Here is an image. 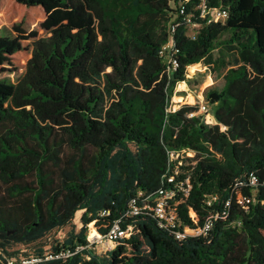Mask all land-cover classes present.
Listing matches in <instances>:
<instances>
[{
  "label": "trees",
  "instance_id": "16d2710c",
  "mask_svg": "<svg viewBox=\"0 0 264 264\" xmlns=\"http://www.w3.org/2000/svg\"><path fill=\"white\" fill-rule=\"evenodd\" d=\"M208 2L227 18L205 24L196 0H0L5 253L43 251L82 211L66 244H85L89 225L91 236L105 235L116 219L131 234L102 257L84 250L54 264H264V0ZM192 12L201 25L190 36L182 17ZM198 62L225 69L222 87L204 92L214 123L187 116L197 103L170 106ZM169 151L193 155L179 164ZM176 168L191 185L177 205L182 228L193 224L189 209L202 219L230 202L207 237L177 240L152 211L129 214L132 199L142 206L172 188L166 176ZM251 171L255 186L234 185Z\"/></svg>",
  "mask_w": 264,
  "mask_h": 264
},
{
  "label": "built area",
  "instance_id": "2783aa9c",
  "mask_svg": "<svg viewBox=\"0 0 264 264\" xmlns=\"http://www.w3.org/2000/svg\"><path fill=\"white\" fill-rule=\"evenodd\" d=\"M208 0H196L194 4V11H196L198 17L204 20L205 24L212 23L214 21H224L227 18V10L219 7H212L208 4ZM180 13H184L183 7L180 9ZM194 12L191 14L184 15L182 18L185 21V27L188 25H194L200 27V23L191 20ZM175 24L170 26V35L168 41L161 47L160 55L169 49L172 45V32L174 30ZM195 32L190 35L193 36ZM187 33V32H186ZM189 35V34H187ZM175 64V61H172ZM209 105L203 101L197 103V109L187 113L188 117L203 116L205 121L211 123L207 119V114L209 113ZM191 153L190 151L185 152V154ZM184 151L174 152L169 151V157L171 159H178L183 157ZM175 155V157H174ZM191 156V155H190ZM178 163L182 164V158L178 159ZM178 174V169H174L173 173H169L166 176L167 182L172 184V188H160L152 197H148L144 200L142 206L137 205L136 198L132 199L129 203V214H137L141 209H148L152 211L153 215L157 219V225L162 229H168L173 234L174 238L177 240H184L190 237L194 238H204L207 237L212 229L216 219L225 218L227 216L226 207L230 205V202L226 200L224 202L223 208H213L204 214L202 219L197 217V214L189 209V215L193 224L189 228L181 227V219L177 214V205L183 200V197L188 195L190 188L189 178L186 176L182 180H178L176 175ZM246 182V183H245ZM257 183V176L254 172H249L247 174L246 181L242 179H236L234 185L239 187L241 185L255 186ZM143 192L139 191L138 195H142ZM179 197V198H178ZM152 201V203L150 202ZM217 197L209 196L206 198V203L211 205L213 201H216ZM242 199L239 200L242 203ZM132 225H128L126 228L121 227L120 219H116L111 224L107 233L103 236H99L97 233L91 236L90 239H86L87 242L82 244L73 240L72 244H66L64 242L65 234L57 235L55 242L50 241L53 233L61 232V229L55 230L48 236L47 241H49L48 247H46L41 252H33L31 247L25 245H20L14 249L12 254H7L0 248V264H54V261H65L68 257L75 253L82 252L87 248L94 247V244H109V249L114 247L116 239L128 238L131 234ZM109 251V250H108ZM88 257V256H87Z\"/></svg>",
  "mask_w": 264,
  "mask_h": 264
},
{
  "label": "rangeland",
  "instance_id": "374dc122",
  "mask_svg": "<svg viewBox=\"0 0 264 264\" xmlns=\"http://www.w3.org/2000/svg\"><path fill=\"white\" fill-rule=\"evenodd\" d=\"M28 31L30 30H35L37 31L39 36H44L45 31L41 29L38 24H30L26 27ZM198 29V27L194 25H188L187 26V34L192 35L195 30ZM7 31V30H6ZM9 32V31H7ZM217 54V50L214 52V55ZM227 63L230 66L231 62L230 60L227 59ZM194 64H199V68L195 70L193 69V66L189 65L187 67V79L185 81H180L176 84L174 91L171 95L170 99V106L171 108H177L179 105L183 103H199L201 101L207 103L209 105V113L207 114V119L211 122H215V118L213 116V109L214 105H211L204 96V92L207 88L209 87H217L220 88L223 85V74L225 72V69L223 68H217L216 70H210L208 69L203 62H198ZM195 71V72H194ZM194 72V73H193ZM16 75L11 74L10 77L12 79L15 78ZM2 77V75H0ZM191 155V156H190ZM193 152L189 154H183V157H192ZM175 157V155H174ZM82 211H80L76 217L72 220L71 223L67 224L64 228L61 229V232H55L52 234V238L50 241L55 242V239H57V235H66V232H68L72 226L75 228L77 231L80 227V220L79 217L81 215ZM93 232L92 225H89L86 231V239H90L91 233ZM46 243L49 244V241H46ZM48 247V246H47ZM16 248V246L14 247ZM109 244H94V247L87 248L86 250L89 251L90 253H94L98 255L99 257H102L106 254V252L109 249ZM84 257H87L84 255Z\"/></svg>",
  "mask_w": 264,
  "mask_h": 264
}]
</instances>
